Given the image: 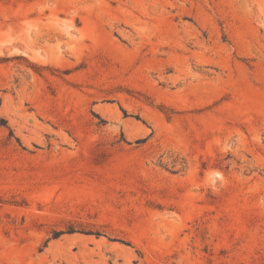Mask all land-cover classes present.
<instances>
[{"label": "rangeland", "instance_id": "obj_1", "mask_svg": "<svg viewBox=\"0 0 264 264\" xmlns=\"http://www.w3.org/2000/svg\"><path fill=\"white\" fill-rule=\"evenodd\" d=\"M0 264H264V0H0Z\"/></svg>", "mask_w": 264, "mask_h": 264}, {"label": "bare ground", "instance_id": "obj_2", "mask_svg": "<svg viewBox=\"0 0 264 264\" xmlns=\"http://www.w3.org/2000/svg\"><path fill=\"white\" fill-rule=\"evenodd\" d=\"M26 120V119H25ZM63 137V136H62ZM66 138V137H65ZM64 140H66V139H64ZM79 241V242H81V243H83V244H87L88 242H93V243H95L96 245H100V244H103L104 242H103V240L102 241H94L93 239H91V238H88V237H83V236H74V237H70V238H66L65 239V241L66 242H69V241ZM56 245V244H55Z\"/></svg>", "mask_w": 264, "mask_h": 264}]
</instances>
